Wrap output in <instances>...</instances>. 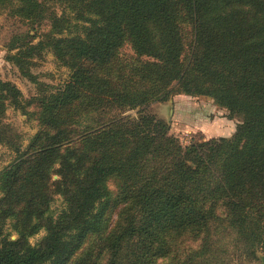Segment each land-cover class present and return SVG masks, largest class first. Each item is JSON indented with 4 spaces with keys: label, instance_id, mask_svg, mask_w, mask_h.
<instances>
[{
    "label": "trees",
    "instance_id": "16d2710c",
    "mask_svg": "<svg viewBox=\"0 0 264 264\" xmlns=\"http://www.w3.org/2000/svg\"><path fill=\"white\" fill-rule=\"evenodd\" d=\"M0 6L33 28L50 23L36 44L11 43L23 76L45 48L69 70L25 103L0 81V123L9 96L39 126L22 152L0 126L16 154L0 172V264H241L264 253V0ZM175 94L211 98L240 120L235 133L182 145L146 112Z\"/></svg>",
    "mask_w": 264,
    "mask_h": 264
},
{
    "label": "rangeland",
    "instance_id": "374dc122",
    "mask_svg": "<svg viewBox=\"0 0 264 264\" xmlns=\"http://www.w3.org/2000/svg\"><path fill=\"white\" fill-rule=\"evenodd\" d=\"M51 6L60 13L61 8L58 4L51 3ZM49 31V21L46 20L42 25L33 28L29 23L12 16L8 8L0 6V81L14 86L20 93L19 100H23V103L31 102L30 100L39 96L45 87H47L46 91L50 92L69 77V70L56 59L49 48H45L31 58V65H29L28 70L30 77L23 76L17 67L8 61L9 55L16 52L10 50V45L16 40L17 36L29 34L28 39L30 40V36L36 35L32 40L33 44H36L40 39V35ZM132 54L128 46L120 52V55L127 57ZM8 97L4 100L5 108L0 126L7 133V137L14 138V143L18 145L22 152L27 148L32 137L39 131L38 122L35 116L28 117L20 109L14 108L10 104V97ZM35 104L33 102L25 107L26 111L34 114L37 109ZM146 112L155 119L166 123L169 127V134L177 138L184 146L192 140L208 141L229 138L235 133L240 122L238 118H228L224 109L218 107L211 98L205 96L171 95L166 102L151 104ZM124 115L135 116L136 111H129ZM6 143L7 140L0 142V172L10 165L16 157L15 151ZM51 177L52 181L57 180L56 175ZM109 187L113 191L114 187L111 183ZM54 199L51 212L56 216L62 208V203L57 196ZM115 219L116 215L112 217V221L114 222ZM7 232H10V230L8 229ZM45 234V231L41 230L29 239V243L32 246L39 244ZM15 238L16 236L13 233L12 239ZM260 256H264V253H257V259L251 263L242 262L241 264H260Z\"/></svg>",
    "mask_w": 264,
    "mask_h": 264
},
{
    "label": "water",
    "instance_id": "95a60500",
    "mask_svg": "<svg viewBox=\"0 0 264 264\" xmlns=\"http://www.w3.org/2000/svg\"><path fill=\"white\" fill-rule=\"evenodd\" d=\"M259 259H260V262H261L260 264H264V256H260Z\"/></svg>",
    "mask_w": 264,
    "mask_h": 264
}]
</instances>
